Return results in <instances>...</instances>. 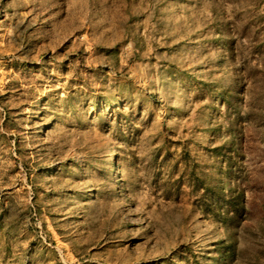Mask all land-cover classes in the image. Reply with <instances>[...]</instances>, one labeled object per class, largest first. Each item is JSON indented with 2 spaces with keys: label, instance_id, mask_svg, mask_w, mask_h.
<instances>
[{
  "label": "rangeland",
  "instance_id": "1",
  "mask_svg": "<svg viewBox=\"0 0 264 264\" xmlns=\"http://www.w3.org/2000/svg\"><path fill=\"white\" fill-rule=\"evenodd\" d=\"M200 254L264 264V0H0V264Z\"/></svg>",
  "mask_w": 264,
  "mask_h": 264
},
{
  "label": "trees",
  "instance_id": "2",
  "mask_svg": "<svg viewBox=\"0 0 264 264\" xmlns=\"http://www.w3.org/2000/svg\"><path fill=\"white\" fill-rule=\"evenodd\" d=\"M194 257H195V256H194ZM201 260H202V254H200V255L198 256V258L196 259V261H195L194 264H202V263H201Z\"/></svg>",
  "mask_w": 264,
  "mask_h": 264
}]
</instances>
